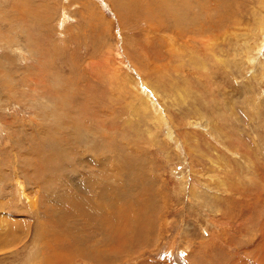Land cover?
<instances>
[{"label":"rangeland","instance_id":"obj_1","mask_svg":"<svg viewBox=\"0 0 264 264\" xmlns=\"http://www.w3.org/2000/svg\"><path fill=\"white\" fill-rule=\"evenodd\" d=\"M27 1L16 33L0 0V264H264V0Z\"/></svg>","mask_w":264,"mask_h":264},{"label":"bare ground","instance_id":"obj_2","mask_svg":"<svg viewBox=\"0 0 264 264\" xmlns=\"http://www.w3.org/2000/svg\"><path fill=\"white\" fill-rule=\"evenodd\" d=\"M25 0H12V2H13V4L11 3V5H10V8H9V10H11V11H15V12H17V13H19V15L20 14H22L23 16H25L26 18H28L29 20H27V21H24V18L25 17H23V20H19V19H17L16 18V16H15V18H13V15H11V17H12V21H18L15 25V29H16V33H18V32H22V29H23V27H25V24L26 23H28V22H30L31 20H35V17L37 16V14L34 12V8H32L33 7V4H28V1L27 2H24ZM33 1V0H32ZM9 2V1H8ZM41 2V1H40ZM40 2H38V3H40ZM117 2V1H116ZM130 2V1H129ZM34 3H36V2H34ZM42 4H44L43 2H41ZM131 3L133 4V0H131ZM169 2H168V0H157V2H156V6H155V13H156V15H158L159 16V18H161L162 19V21H164L165 20V17H166V15H167V18L169 19V18H174V24H177V25H181L180 23L182 22V20L183 19H185V18H181L180 16L181 15H183L184 13H182L181 12V10H179V8L182 6V4H178V5H175V4H168ZM146 6V5H145ZM149 7V6H148ZM12 8V9H11ZM145 8V7H144ZM63 9V8H62ZM36 10H37V8H36ZM141 10V9H140ZM144 11V10H143ZM179 12V15H177L178 13H176V12ZM12 14V13H11ZM163 14V15H162ZM15 15V14H14ZM63 16H64V20H65V13H63ZM62 16V17H63ZM181 19H180V18ZM2 20H5L6 21V19H4L2 16L0 17ZM62 19V20H63ZM190 19V18H189ZM170 20V19H169ZM186 20H187V18H186ZM185 20V21H186ZM194 20V19H193ZM191 22V21H190ZM6 23H7V21H6ZM11 24V23H10ZM13 24V23H12ZM21 24V25H20ZM173 24V23H172ZM187 24V23H186ZM191 24V23H190ZM197 24V23H196ZM7 27L9 28V23H7ZM14 26V25H13ZM18 26V27H17ZM19 26H22V27H19ZM183 26H184V24H183ZM186 26V25H185ZM26 28V27H25ZM180 28H181V30H184V27L182 28V26H180ZM28 29V28H27ZM186 29V28H185ZM187 30V29H186ZM29 34H31V33H29ZM17 36V35H16ZM30 37V36H29ZM18 38V37H17ZM16 38V39H17ZM27 39V38H26ZM18 40V39H17ZM16 40V41H17ZM30 40V39H29ZM27 41H28V39H27ZM21 42V41H20ZM16 43V42H15ZM18 43V42H17ZM12 44H14V43H12ZM20 44V43H19ZM0 45H2V44H0ZM3 45H6V44H3ZM11 45V44H10ZM9 45V46H10ZM8 46V45H7ZM8 46V47H9ZM12 46H14V45H12ZM20 47V46H19ZM13 47H11V49H12ZM16 48V47H15ZM14 49V48H13ZM17 49V48H16ZM16 49H14V50H16ZM19 50V49H18ZM21 50V49H20ZM18 53V52H17ZM20 53V52H19ZM21 54V53H20ZM19 54V55H20ZM18 57V56H17ZM139 68V67H138ZM1 74V73H0ZM2 74H3V72H2ZM1 74V75H2ZM4 76H6V75H4ZM8 83H10V82H8ZM12 84V83H11ZM72 125V124H71ZM65 219V218H64ZM63 224V223H62ZM62 226V225H61ZM63 227V226H62ZM67 228V227H66ZM66 230V229H65ZM64 230V231H65ZM68 231V230H67ZM70 231V230H69ZM62 232V231H61ZM66 233V232H65ZM64 233V234H65ZM57 236V235H56ZM55 236V237H56ZM58 237V236H57ZM56 240V239H55ZM64 240V239H63ZM52 241V240H51ZM48 242V241H47ZM56 242V241H55ZM57 243V242H56ZM64 244V243H63ZM53 245V244H52ZM51 245V246H52ZM57 247V246H56ZM55 247V248H56ZM59 249V248H58ZM52 250H54V249H52ZM53 252V251H52ZM56 252V251H55ZM60 253V252H59ZM58 254V253H57ZM64 254V253H63ZM79 256V255H78ZM76 258V257H75ZM80 258H81V256H80ZM58 259V258H57ZM81 259H83V258H81ZM59 260V259H58ZM61 260V259H60ZM78 260V259H77ZM69 261V260H68ZM63 262V261H62ZM54 264V263H53ZM61 264V263H60ZM62 264H64V262L62 263Z\"/></svg>","mask_w":264,"mask_h":264}]
</instances>
